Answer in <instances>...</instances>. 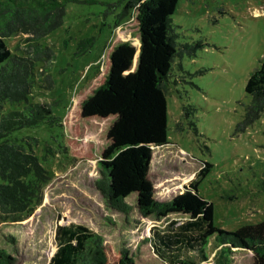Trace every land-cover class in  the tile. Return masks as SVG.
I'll list each match as a JSON object with an SVG mask.
<instances>
[{
    "label": "rangeland",
    "instance_id": "1",
    "mask_svg": "<svg viewBox=\"0 0 264 264\" xmlns=\"http://www.w3.org/2000/svg\"><path fill=\"white\" fill-rule=\"evenodd\" d=\"M127 0H68L63 25L41 40L55 56L37 64L30 102L49 104L62 118L74 98L102 70V56L112 36L138 46L136 7L118 15ZM172 24L181 44L202 43L196 54L177 58L167 93L168 143L154 148L149 179L158 201H170L197 180L200 196L214 207V224L228 231L264 220V115L236 133L251 101L247 80L264 59V0H179ZM24 34L5 39L12 52L30 50ZM94 37L84 53L79 43ZM23 104L7 103L5 112ZM185 107L189 116H185ZM89 123L87 135L101 140L109 120ZM58 122L16 130L13 138L28 141L46 169L38 197L20 220L0 215V248L13 264H49L57 249L59 226L81 224L97 232L114 252L128 249L137 264L155 255L148 237L168 234L189 218L170 214L143 216L136 197L129 213L106 206L96 186L97 161L70 157ZM210 164L197 175L202 166ZM181 185V187H179ZM203 264H253V253L220 251L214 240Z\"/></svg>",
    "mask_w": 264,
    "mask_h": 264
},
{
    "label": "trees",
    "instance_id": "2",
    "mask_svg": "<svg viewBox=\"0 0 264 264\" xmlns=\"http://www.w3.org/2000/svg\"><path fill=\"white\" fill-rule=\"evenodd\" d=\"M68 0H0V215L20 220L38 197L46 169L28 141L13 138L16 130L58 122L64 129V149L70 157L97 161L96 186L110 209L129 213L136 207L143 216L157 219L170 214L188 216L175 231L148 237L154 258L148 264H203L211 240L229 254L253 253V264H264V220L228 231L214 224L213 204L199 195L197 180L170 201H158L149 179L154 148L168 143L167 93L174 63L184 54H196L202 43L181 44L172 24L179 0H127L136 7L138 46L112 36L102 56V70L86 83L62 118L49 104L32 103L37 64L55 53L41 40L63 25ZM24 34L27 54L11 51L5 39ZM94 37L80 41L78 52L94 44ZM251 101L245 107L236 133L244 132L264 115V59L251 72L246 86ZM23 104L5 112L7 103ZM185 116H189L185 107ZM109 120L101 140L87 135L89 123ZM210 164L202 166L197 175ZM181 187V185L179 186ZM57 249L49 264H137L135 255L122 248L114 252L97 232L81 224L59 226ZM15 259L0 248V264Z\"/></svg>",
    "mask_w": 264,
    "mask_h": 264
},
{
    "label": "crops",
    "instance_id": "3",
    "mask_svg": "<svg viewBox=\"0 0 264 264\" xmlns=\"http://www.w3.org/2000/svg\"><path fill=\"white\" fill-rule=\"evenodd\" d=\"M221 250L223 251V249L220 247V251H221Z\"/></svg>",
    "mask_w": 264,
    "mask_h": 264
}]
</instances>
